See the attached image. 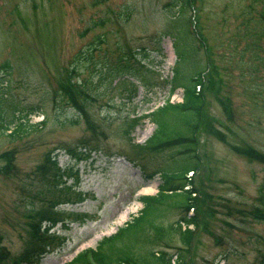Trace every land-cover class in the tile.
I'll return each mask as SVG.
<instances>
[{
  "label": "rangeland",
  "instance_id": "374dc122",
  "mask_svg": "<svg viewBox=\"0 0 264 264\" xmlns=\"http://www.w3.org/2000/svg\"><path fill=\"white\" fill-rule=\"evenodd\" d=\"M170 1L0 0V93L7 88L0 94V116L23 114L19 121L25 122L19 137L8 136L13 124L0 130V167L13 166L8 172L0 168V243L9 252V262L26 248L29 214L51 210L58 199L49 175L39 168L48 163L49 153L56 155L59 166L78 171L77 189L84 200L58 205L79 215H59L63 221L52 231L60 237L37 264H64L86 247L95 249L102 237L138 215L140 195L157 192L162 179L158 174L148 179L150 171L178 170L173 169L181 160L176 149H142L155 127L150 118L140 120L131 139L124 131L127 115L145 114L168 96L179 101L182 88L171 95L166 82L178 61L173 44L178 24L189 28L187 43L195 46L180 63L182 72H191L194 64H210L211 82L204 87L196 132L200 165L192 175L188 172L197 190L196 207L188 212L196 213L198 225L192 226L193 237L185 246L178 231L169 227L185 211L167 204L153 224L171 232L151 245L143 241L153 236L145 225L131 237L136 238L132 244L163 250L176 264H259L264 257V221L254 212L264 164L236 148L251 146L264 153V0H188L179 16ZM100 35L103 41L98 43ZM92 47L89 57L86 50ZM142 50L155 69L147 72V86L137 83L131 99L124 97L119 82L106 89L108 77L100 80L99 72L106 74L129 51L141 60ZM134 59L129 60L137 65ZM71 65L77 66L81 81H90L89 92L100 95L88 101L76 122L77 110L56 93ZM31 123L39 125L31 128ZM69 148L84 151V158L76 161ZM74 197L69 194L70 200ZM126 207L130 213L119 223Z\"/></svg>",
  "mask_w": 264,
  "mask_h": 264
},
{
  "label": "trees",
  "instance_id": "16d2710c",
  "mask_svg": "<svg viewBox=\"0 0 264 264\" xmlns=\"http://www.w3.org/2000/svg\"><path fill=\"white\" fill-rule=\"evenodd\" d=\"M169 4L175 7L179 16L185 13L184 11L188 4V0H172ZM189 32V28L184 30L179 24L175 27L173 32L174 50L178 61H176L177 63L175 62L172 68L173 77L169 79V82L172 83L171 90L176 86H181L183 88V100L181 102L172 103L167 99L164 105L158 106L148 113L132 117L127 115L125 117L126 127L124 129L125 133L131 139L130 134L139 124L140 120L145 117L150 118L155 124V127L152 134L141 144L143 147L142 149L156 153L164 150L166 147L176 148L178 154H180L183 159L180 164L177 162L174 165L178 170L173 172L167 170L166 172H161L162 180L158 192L154 195L148 194L139 197L143 203V207L139 214L133 217L130 222L120 227L113 235L102 238L95 249H85L77 253L70 261L64 264H171L169 259L167 260L165 257V251H154L152 246L150 249H144L142 247L135 248L132 243L136 242V238H131L136 237L139 231L144 230L142 226L143 223H147L148 226L153 229V236H148L143 240L151 245H154L157 238H162V236L169 234L171 231L167 230L166 232L162 225L153 224L154 220L164 213L167 204H173L176 209L181 210L182 208L183 211H185L179 219L169 224L170 230L173 229L174 231H178L184 245H188L191 241L192 230L188 227L182 229L180 222L184 221L187 224L197 223L196 213H193V215L187 213L190 207H196L195 197L191 195L193 189H196H184V187L185 184L188 183V181H186L187 171L195 170L199 165V158L195 153V134L201 121L204 103V87L205 84L207 82L209 84L211 80L209 76L210 64H198V67L194 64V67L189 73H183L180 68V63L184 62L187 58L189 59L195 50V46L193 47L191 44L187 43ZM102 40L103 38L101 36L98 37L96 42H101ZM92 50L93 47L89 51L86 50L89 57L92 56ZM142 54L144 58H147L148 53L146 51H143ZM88 56L86 57L88 58ZM144 60L146 59H143V63L139 66H134L129 62L127 57L125 58V56H123L114 66L106 69V72L104 71L106 74H102V71L99 72L100 75L98 78L101 80L106 78L105 76L108 77L106 88H113L112 82L115 78H119L121 81H127L129 87L126 98L131 99L135 96L137 90V84L133 82L134 79L138 80L143 86H147L148 77L145 71H148L149 67L152 68V65L145 63ZM6 66L7 64L4 65V67ZM142 66L145 68L141 69ZM77 69V66L70 69L67 68L63 79L59 80L56 89L57 95L63 97L66 103H69V105H72L77 110L78 115L75 114V122L83 115L82 109L86 107L88 101L96 100L100 97V95H93L89 92L85 81L74 79L75 74L78 73ZM205 77L206 79H204ZM174 115H176L179 121H173ZM0 122V126L4 129H8V126L13 124V129L9 133L12 137H19L25 132V122L18 121V117L15 113H12L11 117H6V119L0 116ZM28 126L34 128L35 125L31 123ZM236 148L251 160H257L264 164L263 152L251 146H240ZM74 154H77V156H74L78 159L81 157L79 155L81 153L74 151ZM5 167L8 171L9 164L5 165ZM45 167H48L50 171L53 169V174L51 175L53 179L48 178L50 182L49 186L52 185L55 190L59 191V193L57 192L58 195L53 191V196L56 195V198L66 200V193H70L72 186L68 185L65 180L61 183L56 181L58 178H60L59 181H61V178L64 176L66 177V169L57 167L55 162ZM154 174V172H151L148 176L152 177ZM180 178L183 179V181L177 182ZM172 197H177L178 200H176L175 203L169 202L168 200ZM41 212L46 213L47 216L52 214L51 210H37L35 216L40 215ZM254 212L256 218L264 220V191H262V187L259 190ZM29 216L32 217L34 215ZM29 235L30 239L26 243L27 245L24 252L20 256L13 258L11 262H7V260L3 258L4 250L0 245V264H17L21 261L26 263L38 262L40 257L45 253L46 247L50 244V241L41 238L39 229L38 227L36 228V226L31 227ZM87 252L91 253V260L86 257Z\"/></svg>",
  "mask_w": 264,
  "mask_h": 264
},
{
  "label": "bare ground",
  "instance_id": "6f19581e",
  "mask_svg": "<svg viewBox=\"0 0 264 264\" xmlns=\"http://www.w3.org/2000/svg\"><path fill=\"white\" fill-rule=\"evenodd\" d=\"M155 187V185H152V186H149V187H147V191L148 190H151V189H153ZM129 213H130V209L128 208V207H126L122 212H121V214L119 215V223H121L122 221H124L127 217H128V215H129Z\"/></svg>",
  "mask_w": 264,
  "mask_h": 264
}]
</instances>
